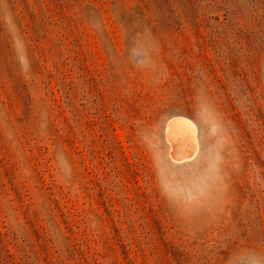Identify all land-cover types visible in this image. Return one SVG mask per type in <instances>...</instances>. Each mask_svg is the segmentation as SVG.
<instances>
[{"label":"rangeland","instance_id":"rangeland-1","mask_svg":"<svg viewBox=\"0 0 264 264\" xmlns=\"http://www.w3.org/2000/svg\"><path fill=\"white\" fill-rule=\"evenodd\" d=\"M0 264H264V0H0Z\"/></svg>","mask_w":264,"mask_h":264},{"label":"bare ground","instance_id":"bare-ground-1","mask_svg":"<svg viewBox=\"0 0 264 264\" xmlns=\"http://www.w3.org/2000/svg\"><path fill=\"white\" fill-rule=\"evenodd\" d=\"M196 127L185 117H176L169 122L168 136L172 141L173 153L180 152L183 155L175 158L178 161L188 160V153L194 149Z\"/></svg>","mask_w":264,"mask_h":264}]
</instances>
